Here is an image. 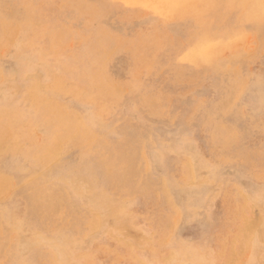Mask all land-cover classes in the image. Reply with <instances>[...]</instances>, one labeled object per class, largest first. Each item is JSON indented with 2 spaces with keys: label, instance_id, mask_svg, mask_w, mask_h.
<instances>
[{
  "label": "rangeland",
  "instance_id": "1",
  "mask_svg": "<svg viewBox=\"0 0 264 264\" xmlns=\"http://www.w3.org/2000/svg\"><path fill=\"white\" fill-rule=\"evenodd\" d=\"M0 264H264V0H0Z\"/></svg>",
  "mask_w": 264,
  "mask_h": 264
},
{
  "label": "bare ground",
  "instance_id": "2",
  "mask_svg": "<svg viewBox=\"0 0 264 264\" xmlns=\"http://www.w3.org/2000/svg\"><path fill=\"white\" fill-rule=\"evenodd\" d=\"M246 247V246H245Z\"/></svg>",
  "mask_w": 264,
  "mask_h": 264
}]
</instances>
